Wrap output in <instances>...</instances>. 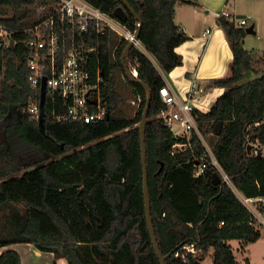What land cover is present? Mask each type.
<instances>
[{
	"label": "trees",
	"instance_id": "16d2710c",
	"mask_svg": "<svg viewBox=\"0 0 264 264\" xmlns=\"http://www.w3.org/2000/svg\"><path fill=\"white\" fill-rule=\"evenodd\" d=\"M57 1L0 0V22L13 30L27 27L36 20L37 8L53 9ZM87 1L132 31L140 29L141 43L154 58L132 46L126 63L152 90L146 125L148 183L166 264H202L196 251L211 248L212 264H239L230 240L249 243L261 237L234 188L245 196H264V53L244 46L246 25L232 14L219 15L234 54L232 72L212 79L225 91L208 111L195 108L193 115L203 136L214 133L212 151L232 184L213 164L195 175V161L206 146L194 129L189 146L174 147L187 137L174 135L166 125L160 114L167 104L159 93L163 72L183 62L176 47L190 36L175 14L179 3L190 0H128L141 24L123 0ZM25 35L14 33L15 38ZM86 39L98 45L92 62L101 66L108 100V116L92 122L60 119L64 111H52L49 99L39 116L25 111L34 94L27 47L22 42L7 49L0 86V264H22L20 252L9 247L16 243L34 244L68 264H161L144 191L140 121L148 93L126 74L122 55L127 39L110 28L102 34L95 26ZM250 71L258 76L245 80ZM120 73L139 99L134 115L123 113Z\"/></svg>",
	"mask_w": 264,
	"mask_h": 264
},
{
	"label": "built area",
	"instance_id": "2783aa9c",
	"mask_svg": "<svg viewBox=\"0 0 264 264\" xmlns=\"http://www.w3.org/2000/svg\"><path fill=\"white\" fill-rule=\"evenodd\" d=\"M53 7L37 8L36 20L24 28L13 30L6 23L0 22V86L7 49L23 42L27 47L29 83L34 90L25 111L37 117L44 100L49 99L53 102L52 111H64L59 115L60 119L81 122L104 119L108 116V100L103 91L104 76L100 64L92 62L93 54L99 48L98 45L88 43L87 35L91 32V26H95L102 34L110 28L128 41H133V46L144 48L140 38H136L137 31H132L87 0H58ZM222 13L230 15L229 12ZM222 13H218V16ZM249 18L238 17L236 20L239 25H247ZM210 31L206 29L204 34ZM15 32L26 35L15 38ZM132 72L137 76L136 68ZM159 93L167 104V108L160 114L166 125L174 135L187 137L186 142H177L174 147L184 150L189 146L194 129L206 146V153L195 161V175L201 174L209 164H213L221 171L226 182L232 184L197 127L193 115L196 107L191 98L180 99L169 84H164ZM238 192L252 214L253 225L264 234V196H245ZM187 248L194 250L193 247Z\"/></svg>",
	"mask_w": 264,
	"mask_h": 264
},
{
	"label": "crops",
	"instance_id": "0c3cea01",
	"mask_svg": "<svg viewBox=\"0 0 264 264\" xmlns=\"http://www.w3.org/2000/svg\"><path fill=\"white\" fill-rule=\"evenodd\" d=\"M249 3L253 5L247 6ZM239 4L240 0H190L176 7L175 21L190 38L176 47L183 62L168 73L163 72V77L165 84H169L180 99L191 98L195 107L202 111H208L226 89L212 84V79L229 76L232 72L234 54L218 22V13L229 12L236 18L250 17L247 25H254L256 32L245 36L247 49L255 50L247 45L251 36L256 35L261 45L264 42L261 36L262 33L264 36V0H244L241 9ZM206 29L211 31L205 35ZM256 50L264 53V43ZM9 247L20 252L22 264H68L64 257L54 259L52 252L42 251L31 243H16Z\"/></svg>",
	"mask_w": 264,
	"mask_h": 264
},
{
	"label": "rangeland",
	"instance_id": "374dc122",
	"mask_svg": "<svg viewBox=\"0 0 264 264\" xmlns=\"http://www.w3.org/2000/svg\"><path fill=\"white\" fill-rule=\"evenodd\" d=\"M250 5L251 4L249 3L247 6H250ZM239 6H240L239 7L240 9L243 8L244 0H240ZM245 7H246V4H245ZM247 26L249 25H246V27ZM259 34L261 33L259 32ZM262 34L261 36L263 37V40H264V36ZM251 37L252 38L248 40L249 42L247 43V45L250 47V49L255 48V51H257L256 49H258V47H261L264 42H262V45H261V41H259L256 35L251 36ZM140 49L146 52L148 55H150L153 58V56L147 50L142 48V46L140 47ZM256 76H258V74H254L252 71H250L248 72V78L245 80H249L250 78H254ZM118 89H119L120 94L125 99V103L123 106V110H124L123 113L128 114V115H134L139 105V99L133 96L132 94L133 87L126 81L123 73H120ZM210 136L213 138L214 133L210 134ZM210 136L209 135L204 136L206 141H208L209 145H210ZM234 189L236 190L237 193H239L236 188ZM230 243L233 247L234 253L237 256L239 264H264V234H261V237L255 242L243 243L239 239H232L230 240ZM188 247L191 248V246L189 245ZM213 253H214L213 248H211L208 252H202L201 250H197L196 257L201 260L202 264H212L213 263Z\"/></svg>",
	"mask_w": 264,
	"mask_h": 264
},
{
	"label": "water",
	"instance_id": "95a60500",
	"mask_svg": "<svg viewBox=\"0 0 264 264\" xmlns=\"http://www.w3.org/2000/svg\"><path fill=\"white\" fill-rule=\"evenodd\" d=\"M125 5L132 11V13L136 16V18L140 21V24L142 22V18L140 17V15L138 14V12L134 9V7L131 5V3L128 0H123ZM119 14L122 16L123 20H126V15L121 12L118 11ZM246 30L248 33H255V29H254V25H250L246 27ZM136 38L139 39L140 38V29L137 31L136 33ZM13 43V40H12ZM134 45L133 41H129L127 47L125 48L123 55H122V63L124 65L126 74L128 75V77L133 80V81H137L140 82L147 90L148 93V101L146 104V107L143 111V115H142V120L140 121V133H141V148H142V158H143V167H144V191H145V203H146V214H147V220H148V225H149V229L151 232V236H152V240H153V244L155 247V250L157 252L158 258L161 262V264H166V256L163 255L161 249H160V245L158 243L157 240V236H156V232H155V227H154V223L152 220V214H151V198H150V190H149V183H148V166H147V147H146V125H147V120H148V112H149V108H150V99L152 96V90L149 86L148 83H146L145 81L141 80L140 78H138L136 75L133 74L132 69L127 65L126 63V56L128 51L130 50V48ZM146 53V52H145ZM222 125L223 122L220 121L217 124V132L220 133L222 130ZM249 149L251 148V145H249L248 147ZM258 155H260L262 153L261 149H258L257 151ZM218 181L221 179V176L218 175L217 176Z\"/></svg>",
	"mask_w": 264,
	"mask_h": 264
}]
</instances>
